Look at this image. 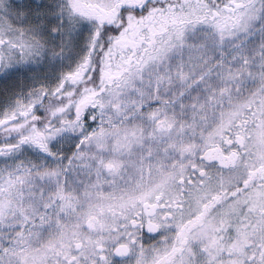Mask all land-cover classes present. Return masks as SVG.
Wrapping results in <instances>:
<instances>
[{
    "label": "snow or ice",
    "instance_id": "snow-or-ice-1",
    "mask_svg": "<svg viewBox=\"0 0 264 264\" xmlns=\"http://www.w3.org/2000/svg\"><path fill=\"white\" fill-rule=\"evenodd\" d=\"M0 264H264V0H0Z\"/></svg>",
    "mask_w": 264,
    "mask_h": 264
}]
</instances>
